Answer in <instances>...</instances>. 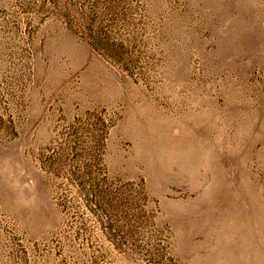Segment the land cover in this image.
Returning <instances> with one entry per match:
<instances>
[{
  "label": "rangeland",
  "instance_id": "374dc122",
  "mask_svg": "<svg viewBox=\"0 0 264 264\" xmlns=\"http://www.w3.org/2000/svg\"><path fill=\"white\" fill-rule=\"evenodd\" d=\"M0 264H264V0H0Z\"/></svg>",
  "mask_w": 264,
  "mask_h": 264
}]
</instances>
